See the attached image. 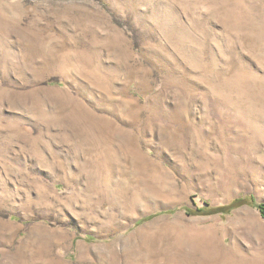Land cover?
Returning <instances> with one entry per match:
<instances>
[{
    "label": "rangeland",
    "instance_id": "obj_1",
    "mask_svg": "<svg viewBox=\"0 0 264 264\" xmlns=\"http://www.w3.org/2000/svg\"><path fill=\"white\" fill-rule=\"evenodd\" d=\"M257 204L264 0H0V264H264Z\"/></svg>",
    "mask_w": 264,
    "mask_h": 264
},
{
    "label": "trees",
    "instance_id": "obj_2",
    "mask_svg": "<svg viewBox=\"0 0 264 264\" xmlns=\"http://www.w3.org/2000/svg\"><path fill=\"white\" fill-rule=\"evenodd\" d=\"M239 204V203H238ZM232 206L230 205V207L228 206V207H221V208H216V209H211V210H205V209H198L197 211H196V213H198V214H207L208 212H212V211H216L217 213H228L230 210V208H231ZM256 208L261 212V214L264 216V204H257L256 205ZM189 210H187V212H188ZM190 212V211H189ZM210 212V213H211Z\"/></svg>",
    "mask_w": 264,
    "mask_h": 264
}]
</instances>
